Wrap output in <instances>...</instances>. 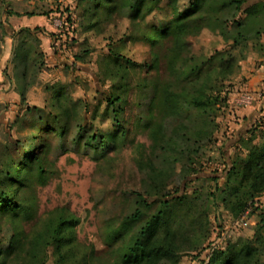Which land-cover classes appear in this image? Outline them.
Returning <instances> with one entry per match:
<instances>
[{"label":"trees","instance_id":"trees-1","mask_svg":"<svg viewBox=\"0 0 264 264\" xmlns=\"http://www.w3.org/2000/svg\"><path fill=\"white\" fill-rule=\"evenodd\" d=\"M248 1L190 0L189 6L183 9L179 0H168L167 22L156 27L147 25L146 17L161 9L163 0H82L89 28H96L119 13L144 24L150 33L145 36V41L149 42L153 54L151 66L158 72L159 59L165 58L168 77L154 81L143 79L133 86L130 84L131 73L140 65L117 52L111 53L108 64L112 65L111 77L115 85L105 94L104 109V116L111 126L101 134L89 130V125H85L84 118L79 116L80 111H89L88 104L71 101L66 87L59 83L44 88L49 95V112L47 107H25L34 127L44 126V129L38 136L30 137L38 140L39 153L29 145L20 162L12 160L8 153L0 160V223L7 219L15 231L7 241L0 237V264H46L49 248H53L57 264H105L98 260L93 247L83 249L77 245L74 228L78 222L72 218L59 217L49 221L44 231L29 241L19 231L17 223L30 215L26 210V190L34 180L44 179L40 156L46 150L44 135L54 131L64 136L66 129L76 121L79 139L86 134L85 146L97 160H103L111 152L119 151L127 140L129 91L132 90L140 91V105L147 115L136 123L152 135L162 165L158 169L149 166L151 183L148 188L152 190L148 191L149 199L138 195L140 201L137 203H156L160 196L161 207L145 221L138 208L125 216L118 226L108 229L105 240L113 260L106 264H178L182 251L197 249V246L184 247V242L190 231H204L203 221L192 219L191 227H185L186 210L190 208L178 211L171 205L178 203L180 207H189L187 198L181 196L166 201L168 194H161V188H165V180L178 168H181L182 178L188 180L195 174L203 149L214 143L215 134L220 130V115L229 107L231 80L241 70L240 60L233 51H240L245 59L249 42L252 39L260 42L264 34V23L260 25L259 20L264 16V1L247 6ZM204 30L231 41L230 47L206 58L184 55L186 39ZM39 32L22 28L13 34L11 83L23 104L44 68L43 53L35 50L41 43L37 36ZM169 40H173V45L168 53L158 56V50ZM77 59L83 61V57ZM150 88L152 92L148 94ZM97 116L98 113H94V117ZM48 117H52L55 125L49 124ZM224 177L225 187L217 189V200L235 220L251 209L257 223L251 238H240L228 243L224 249H215L204 264H264V208L257 201L264 195V142L250 146L246 155L238 153L235 159L232 158ZM211 180L218 182L217 177ZM14 186L16 188L10 193ZM153 197L156 200H151ZM140 221L144 223L138 226ZM187 244H191L190 241Z\"/></svg>","mask_w":264,"mask_h":264},{"label":"rangeland","instance_id":"rangeland-1","mask_svg":"<svg viewBox=\"0 0 264 264\" xmlns=\"http://www.w3.org/2000/svg\"><path fill=\"white\" fill-rule=\"evenodd\" d=\"M189 1L179 0L183 9L189 6ZM263 1L249 0L247 6ZM168 5V0H163L161 9L146 17V24L162 27L167 22L165 9ZM85 16L82 0H0V57L6 50V35L29 28L40 31L37 36L41 43L35 50L39 49L44 59L43 71L37 85L28 92L26 104L21 103L20 98L17 102L0 103V160L4 153H8L12 160L20 162L29 145L39 153L38 140L30 137L38 136L44 126L37 127L39 123H36L34 127L24 109L27 106L46 109L49 99L44 90L46 85H64L71 101L88 104L89 111H80L79 116L84 118L89 130L94 129L99 134L107 131L111 122L104 116L105 94L115 85L111 77L112 65L108 64V57L113 52L140 65L131 73V85L135 86L143 79H167L165 58L159 59L158 72L151 66L153 54L149 42L145 41V36L150 33L144 24L119 13L98 27L89 28ZM259 20L260 25L263 24L264 16ZM230 43L220 35L204 30L186 39L184 55L206 58L215 51L228 49ZM172 45L173 40L163 43L158 56L167 54ZM233 54L240 60L241 70L231 80V94L255 95L253 90L248 89L246 76L264 68V34L260 42L253 39L249 42L245 59L240 51L235 50ZM79 56L83 57V61L77 59ZM10 63H6L10 72H5L4 81H11L13 72ZM151 92L150 88L148 94ZM263 97L264 94L259 99ZM139 98L142 99L139 90L129 91L131 105L127 140L119 151L111 152L103 160H97L91 149L85 146L86 134L82 140L79 139L76 121L66 129L64 136L54 131L44 135L46 150L40 155L45 170L44 179L34 180L26 190V210L30 215L22 217L17 223L19 231L28 241L41 234L49 221L59 217L72 218L78 222L74 228L77 245L83 249L93 247L98 260L106 264L113 260L105 240L108 229L118 226L125 216L138 208L143 213V221L159 210L160 196L156 203H137L140 201L138 195L149 199L148 191L152 190L148 188L151 183L149 166L162 168L160 152L152 135L136 123L147 116ZM46 110L50 111L48 107ZM94 113L98 116L94 117ZM48 120L49 124L55 125L52 117ZM219 122L220 130L215 134L214 143L203 149L195 174L185 180L180 174L181 168H178L172 177L165 180V188H161V194H168L166 201L181 196L187 198L185 201L189 207H180L178 203L171 205L178 211L190 208L186 210L185 227H191L192 219L204 223L203 232L188 233L184 247L197 246V249L182 251L178 264L206 263L215 249H224L228 243L240 238H251L257 223L251 209L239 219H233L217 200V189L225 187L224 176L231 166V159H235L238 153L246 155L250 146L264 142V116L247 122L246 116H232L228 107L222 111ZM237 130L240 131L239 139L233 142ZM213 177H217L218 182L212 181ZM190 179L193 181L190 182ZM15 188H10V193ZM257 201L264 208V195ZM6 220L0 223V237H4L5 241L15 234L14 227ZM204 235L207 236L201 240ZM188 241L191 244H187ZM56 260L53 248H49L46 264H57Z\"/></svg>","mask_w":264,"mask_h":264},{"label":"crops","instance_id":"crops-1","mask_svg":"<svg viewBox=\"0 0 264 264\" xmlns=\"http://www.w3.org/2000/svg\"><path fill=\"white\" fill-rule=\"evenodd\" d=\"M6 41V50L2 57H0V103H6L10 100L17 102L19 99V95L16 94V92L13 89V85L10 80L4 81V75L5 72L8 73L10 72L9 66L6 64L12 60L13 58V53H12V48H13V35H6L5 38ZM5 64V66H4ZM8 70V72H7ZM248 80V89L252 91L251 97L254 99L251 103H246L243 99L244 95L242 96L241 94H229V108L230 112L232 113V116L234 114L241 115V116H246L247 117V122L250 120L257 118V116H264V97L259 99L261 96H263L264 93V68L261 70H257L256 72H253L252 75L247 77ZM262 90V91H261ZM256 92V93H255ZM251 93V92H249ZM249 95V94H245ZM256 100V101H255ZM261 100V101H260ZM245 103H244V102ZM232 108H234L235 111L232 112ZM233 125V123L231 124ZM239 130L236 131L234 141L236 142L239 134ZM238 143V142H237ZM263 199V198H262ZM261 199V201H262Z\"/></svg>","mask_w":264,"mask_h":264},{"label":"built area","instance_id":"built-area-1","mask_svg":"<svg viewBox=\"0 0 264 264\" xmlns=\"http://www.w3.org/2000/svg\"><path fill=\"white\" fill-rule=\"evenodd\" d=\"M262 97V96H261ZM243 99L247 102V103H251L252 101H254V99L249 96V95H246L243 97Z\"/></svg>","mask_w":264,"mask_h":264}]
</instances>
